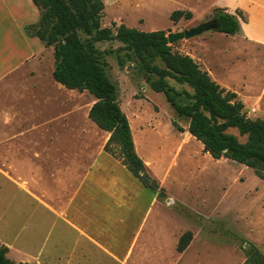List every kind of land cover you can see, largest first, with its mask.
<instances>
[{
	"label": "crops",
	"instance_id": "obj_1",
	"mask_svg": "<svg viewBox=\"0 0 264 264\" xmlns=\"http://www.w3.org/2000/svg\"><path fill=\"white\" fill-rule=\"evenodd\" d=\"M171 1L183 4V10L175 11L193 16L196 8L204 9L206 14L213 15L215 9H220L235 16L239 31L226 36L239 37L251 50L264 54V0H101L102 18L113 8L107 25H123L139 31L133 25L142 24L143 19L131 23L128 8L150 9ZM38 19L39 12L31 0H0V94L9 92L12 99L13 89H38L35 80L41 74L47 51H52L24 31ZM186 54L220 87L235 93L237 98L241 96L242 89L235 92V86L215 79L211 67L200 59L201 55L193 50ZM47 65L49 83L59 92L56 97L47 98L52 105L37 104L30 95V100L26 96L15 108L12 103L10 113H0V177L23 195L24 209L13 205V214L24 211L25 215L19 216L26 217L25 228L22 225L13 230V245L0 241V245L4 243L8 248L7 258L12 255V262L30 264H244L245 255L240 248L214 247L217 254L208 260L207 256L201 260L198 254L199 261L198 258L192 262L185 260L196 235L182 252L177 251L176 235L173 260L167 262L166 248L153 240L151 228L145 226L146 212L139 226L127 227L130 216L141 213L143 186L104 151L109 133L88 118L95 99L84 111L86 129H89L73 130L71 120L80 112V106L67 108L64 96L69 93L68 89L52 78L54 59H47ZM252 75L250 82L254 79ZM236 77L244 88L248 83L245 77L239 73L233 78ZM262 82L261 88L264 78ZM39 110H45L44 114L51 110L58 116L47 120L37 115ZM97 129L104 136L94 146L91 135ZM134 150L137 154L135 143ZM9 171H13V177L6 173ZM154 193L150 204H155L157 192ZM254 244L245 246L257 248L258 244ZM260 244L257 249L264 256V238Z\"/></svg>",
	"mask_w": 264,
	"mask_h": 264
},
{
	"label": "rangeland",
	"instance_id": "obj_2",
	"mask_svg": "<svg viewBox=\"0 0 264 264\" xmlns=\"http://www.w3.org/2000/svg\"><path fill=\"white\" fill-rule=\"evenodd\" d=\"M182 7V2L171 1L150 9L128 8L127 15L131 23L136 19H143L142 24L133 25V28H139L140 32L162 30L166 36L212 20V13L206 14L204 9L196 8L195 16L190 13V19L170 21V13L183 10ZM113 12V8L106 11L101 20L102 28L112 29L107 24ZM80 37L85 40L84 35L81 34ZM169 46L172 53L182 56L187 55L188 50L201 55L200 59L211 67L215 79L235 86L237 89L235 92L242 89L238 99L243 102L247 116L250 119L264 120V87L261 88L264 78L262 52L251 50L239 37L233 39L216 31H208ZM95 47L101 53L106 75L117 87L118 102L128 120L137 155L148 168L149 175L159 183L165 193V196L160 198L157 192L155 204H150L155 193L142 187L141 213L138 212L135 217L130 216L127 227L132 229L139 226L146 212L145 226L151 228L153 240L166 248L167 262L173 260L176 235L180 238L185 233H190L192 237L196 235L197 238L184 258L189 262L196 261V258L199 261L200 257L204 261L202 256H207L208 260L213 254H217L214 247L226 250L240 248L244 254L246 244L259 245L264 238V181L257 178L254 172L244 165L227 159H212L203 151L202 144L186 132L185 122H178L181 131L175 128L172 123L173 109L166 103L163 94L151 90L147 75L121 43L101 42L95 44ZM44 59L41 74L35 80L38 89L31 87L25 90L13 89V99L10 98L9 92H2L0 103L3 102V106L0 113H10L12 103L15 108L16 103L22 102V99L29 98L30 95L37 104L43 102L44 105H52L47 98L56 97L59 93L49 83V77L47 78L49 75L47 59L48 61L54 59L53 50L49 49ZM158 64L162 67L161 63ZM238 73L248 82L244 88L240 86L239 78H233ZM250 74L254 77L251 82ZM153 79L154 77L151 78ZM168 83L177 90L190 91L186 86H179L173 80H168ZM66 92H69L64 96L67 108L71 106L76 109L80 106V112L73 115L71 120L73 130L86 131L89 128L86 129L84 111L94 97L86 91ZM43 112L45 110H39L37 115L47 117V120L58 116L51 110L46 114ZM229 132L240 142L245 141V138L239 137L235 130ZM91 136L93 145L97 146L104 133L97 129ZM114 148L117 151L118 148ZM6 173L13 177V171ZM22 198L23 195L13 188V185L0 177V241L13 245V230L18 226H24L26 217H20L19 214L25 215V212L13 214V205L24 209ZM258 245L257 248L261 244ZM8 258L13 260L12 255Z\"/></svg>",
	"mask_w": 264,
	"mask_h": 264
},
{
	"label": "trees",
	"instance_id": "obj_3",
	"mask_svg": "<svg viewBox=\"0 0 264 264\" xmlns=\"http://www.w3.org/2000/svg\"><path fill=\"white\" fill-rule=\"evenodd\" d=\"M31 2L39 12V19L24 31L28 37L37 38L45 47L52 48L53 80L68 90L86 91L94 97L88 118L109 133L104 151L118 160L144 188L158 192L160 198L165 196L163 188L135 153L129 123L118 102L117 87L106 75L101 53L95 47L97 43L117 41L133 55L147 75L151 90L163 94L173 109V126L181 131L178 122H185L186 132L202 144L203 151L212 159L244 165L264 181V120L250 119L237 95L215 83L188 55L172 53L163 31L140 32L115 24L111 25L113 30L102 28L101 0ZM237 15L243 19L240 12ZM190 17V13L174 11L170 20L176 22ZM212 20L218 23V33L234 35L239 31L236 17L223 10L215 9ZM168 80L190 91L177 90ZM229 130H235L245 141L240 142ZM191 239L190 233L183 234L177 251H184ZM7 252L8 248L0 245V264H30L12 262ZM244 254V264H264V256L252 245Z\"/></svg>",
	"mask_w": 264,
	"mask_h": 264
},
{
	"label": "water",
	"instance_id": "obj_4",
	"mask_svg": "<svg viewBox=\"0 0 264 264\" xmlns=\"http://www.w3.org/2000/svg\"><path fill=\"white\" fill-rule=\"evenodd\" d=\"M218 23L216 20H209L206 21L192 29L189 30H183L182 32L177 33H171L166 36L168 44H173L180 40H188L195 36H199L202 33L208 32V31H216L218 29ZM247 247V246H245Z\"/></svg>",
	"mask_w": 264,
	"mask_h": 264
},
{
	"label": "bare ground",
	"instance_id": "obj_5",
	"mask_svg": "<svg viewBox=\"0 0 264 264\" xmlns=\"http://www.w3.org/2000/svg\"><path fill=\"white\" fill-rule=\"evenodd\" d=\"M135 147H136V144H135Z\"/></svg>",
	"mask_w": 264,
	"mask_h": 264
}]
</instances>
